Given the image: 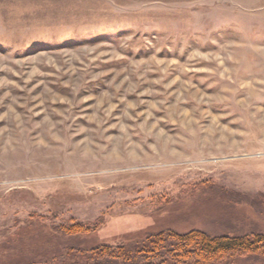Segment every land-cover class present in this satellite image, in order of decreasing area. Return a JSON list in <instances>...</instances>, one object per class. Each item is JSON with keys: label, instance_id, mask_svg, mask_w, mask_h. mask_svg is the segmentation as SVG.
Here are the masks:
<instances>
[{"label": "rangeland", "instance_id": "obj_1", "mask_svg": "<svg viewBox=\"0 0 264 264\" xmlns=\"http://www.w3.org/2000/svg\"><path fill=\"white\" fill-rule=\"evenodd\" d=\"M165 230L264 234V0H0V264Z\"/></svg>", "mask_w": 264, "mask_h": 264}, {"label": "trees", "instance_id": "obj_2", "mask_svg": "<svg viewBox=\"0 0 264 264\" xmlns=\"http://www.w3.org/2000/svg\"><path fill=\"white\" fill-rule=\"evenodd\" d=\"M55 230L62 235L92 231L82 223ZM80 253L83 262L77 264H231L251 255L264 256V234L212 237L201 230H165L134 246H103Z\"/></svg>", "mask_w": 264, "mask_h": 264}]
</instances>
